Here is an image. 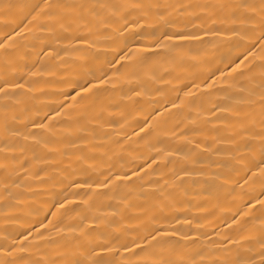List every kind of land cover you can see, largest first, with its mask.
Listing matches in <instances>:
<instances>
[{"label":"bare ground","instance_id":"6f19581e","mask_svg":"<svg viewBox=\"0 0 264 264\" xmlns=\"http://www.w3.org/2000/svg\"><path fill=\"white\" fill-rule=\"evenodd\" d=\"M0 264H264V0H0Z\"/></svg>","mask_w":264,"mask_h":264}]
</instances>
